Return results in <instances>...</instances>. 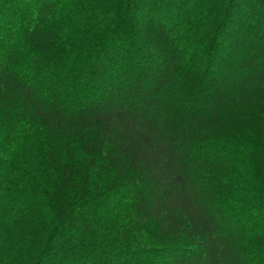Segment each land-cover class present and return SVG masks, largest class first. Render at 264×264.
<instances>
[{
    "label": "trees",
    "instance_id": "trees-1",
    "mask_svg": "<svg viewBox=\"0 0 264 264\" xmlns=\"http://www.w3.org/2000/svg\"><path fill=\"white\" fill-rule=\"evenodd\" d=\"M0 264H264V0H0Z\"/></svg>",
    "mask_w": 264,
    "mask_h": 264
}]
</instances>
